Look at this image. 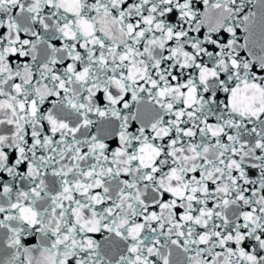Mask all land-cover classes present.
Segmentation results:
<instances>
[{
  "label": "snow or ice",
  "instance_id": "snow-or-ice-1",
  "mask_svg": "<svg viewBox=\"0 0 264 264\" xmlns=\"http://www.w3.org/2000/svg\"><path fill=\"white\" fill-rule=\"evenodd\" d=\"M0 264H264V0H0Z\"/></svg>",
  "mask_w": 264,
  "mask_h": 264
}]
</instances>
